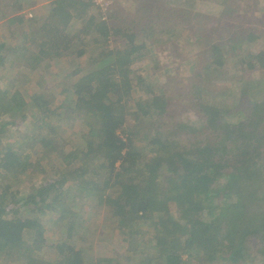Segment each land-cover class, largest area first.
<instances>
[{
    "label": "trees",
    "instance_id": "trees-1",
    "mask_svg": "<svg viewBox=\"0 0 264 264\" xmlns=\"http://www.w3.org/2000/svg\"><path fill=\"white\" fill-rule=\"evenodd\" d=\"M30 1L0 0V18L7 5L16 10L4 21L8 34L21 24L25 28L18 42L0 38V65L10 60L31 70L48 59L75 54L79 60L68 76L76 80L68 90L77 108L67 98L53 103L62 91H45L41 76L29 101L16 86L0 87V137L17 122L42 130L30 140L36 143L33 155H25L22 146L0 148V264L264 260V72L256 74L264 70V47L255 48L262 35L248 32L246 43H210L199 70L186 84L172 78L152 97L151 108L137 93L145 77L136 75L134 56L179 36L198 49L200 35H190L180 21L186 12L168 13L165 0H133L146 11L144 16L122 11L106 16L94 0H52L47 18L36 21L38 25L19 12ZM230 50L236 55L232 69L226 63ZM252 76L258 82L245 88ZM180 90L190 94L185 118L170 112ZM236 108L246 114L241 123L228 118ZM64 113L77 115L85 132L75 134L62 157L65 139L50 118L60 121ZM6 117L10 119L3 121ZM60 156L65 170L58 180L51 172ZM26 172L40 174L41 183L21 193L8 179ZM138 175L148 176L150 184L138 187ZM82 196L111 206L112 222L123 235L121 260L95 258L89 246L74 245L75 230L86 225ZM171 201L176 209L164 212L163 205ZM49 213H57L51 219L65 234L50 244L57 262L42 253L46 227L39 216Z\"/></svg>",
    "mask_w": 264,
    "mask_h": 264
},
{
    "label": "rangeland",
    "instance_id": "rangeland-1",
    "mask_svg": "<svg viewBox=\"0 0 264 264\" xmlns=\"http://www.w3.org/2000/svg\"><path fill=\"white\" fill-rule=\"evenodd\" d=\"M51 1L52 0H31L30 3H26L24 7L25 9L19 12L24 15V18L28 23L38 22L39 20V23H43L49 14ZM94 1L96 5H99H97L96 8H103L102 10L106 16L121 11L133 17H135L134 13H136V16L139 14L140 16H144L146 14V11L139 6L140 3L138 1ZM165 1L170 6V9L167 11L168 13H171L172 15H181L186 12L187 16L181 15L180 21L185 28H190V35H200L198 42L199 47L194 50V47L187 42L188 40H186V38L179 36L177 39L172 38L161 45L156 44L154 46H148L142 52H139L134 56L133 68L136 75H144L145 77L143 82L137 86V93L139 95H144L147 100L146 103L151 108L153 107L152 97L158 94V92L161 91V88L164 87L167 82H170L172 78H178L180 83L186 84V81H189L188 78L199 70V67L202 65L201 59L207 50V45L210 43L219 41L223 44L230 45L234 40L246 43L247 41H245V39L248 32H254L262 35L259 40L257 39L255 41V48L260 49L264 47V0ZM215 5L219 8L216 9ZM3 10L4 12L0 18V38L3 40L6 39L7 43L20 41V34L25 29L24 25L21 24L16 27L15 34L10 36L4 22L6 18L15 13L16 10L14 9V6L7 5ZM25 12H31L32 16H27ZM39 23L37 24L39 25ZM204 28L208 30L207 33H204ZM139 33L141 34L142 32ZM227 53H230V56L226 58L227 67L232 69L234 67L233 61H235L236 55L235 52H232L231 50ZM233 53L235 56H233ZM78 60L79 58L76 59V55L71 53L69 56H64L58 60L48 59L38 68L31 70H25L20 63L11 64V61L9 60L3 65H0V87L16 86L21 90L25 100L29 101L30 94L33 90H39L37 79L41 76L40 82L44 84L45 91L55 92L54 89L62 91L61 95L57 96L53 103L58 104L62 99L67 98L68 100L73 101L72 107L77 108V102L73 99L71 91L68 90L72 86L73 81L76 80V76L69 77L68 74L77 66L76 63ZM263 72L264 70H257V77ZM234 74L238 76L241 74V71L236 69ZM26 75L27 79H23ZM28 77L32 79L31 83L28 82ZM251 79V84L246 82L245 88L258 82V78H255V76H252ZM188 98H190V94H188L186 90H180L179 95L172 98L170 112L183 118L187 117V113L190 112V109L185 101ZM228 118L231 122L241 123L246 119V114L243 109L236 108ZM8 119L10 118L6 117L3 121H7ZM26 119V121L31 120V113L27 114ZM50 121L52 124L60 126L59 134L65 139L61 146V156L63 157L65 153L64 151L68 148V145L75 142V134H83L85 132L83 124L77 115H68L66 113H64L60 121H57L52 117L50 118ZM29 125V122H17L15 125L12 124L6 126L5 133L0 137V148L7 145L22 146L23 148L25 147V155L35 154L34 148L36 143L30 142V140L35 138L33 136L39 135V133L42 134V130L36 128L32 129ZM252 133L253 132L250 130L249 133H246V137H249ZM79 142L84 143V140L81 139ZM40 155L45 156L46 152L43 151ZM61 156L55 157L54 162L56 163L57 168L51 172V178L58 180L65 170V165L61 162ZM8 181L13 183L15 190H20L21 193H26L32 183L37 186L40 185L41 176L40 174H34L33 172H26L24 174L21 173L19 175L11 176ZM134 182L138 187L143 188L150 184V178L148 176L138 175L135 177ZM82 199L86 201L85 205H83L82 200L79 202L85 208V213L82 214L84 215L83 217L86 221V225L84 228L75 230L73 235L74 245H77L78 247L89 246L92 249L91 255L95 258L119 257L118 259L121 260L123 258L124 250L122 240L123 235L112 222L113 220L110 217V212L112 211L111 206H109L108 203H104L103 205L89 203V199H87L86 196H82ZM237 200L238 199L235 198L233 201ZM1 202L3 201H1L0 198V205L2 204ZM176 207V202L172 201L163 205L164 212L174 210ZM23 215L32 217L36 216L34 213L30 214L28 211H23ZM51 217L53 219L58 217L57 213H49L48 215L45 214L39 216L40 222L46 227L43 234L44 245L42 253L47 261L57 262L58 253L54 251L55 249L50 244L60 241L61 237L65 234L63 230L60 229L61 224L52 221ZM28 235L29 234H26L27 239H29ZM143 253L146 252L144 251ZM131 255L133 258L134 255ZM22 261L23 259L20 260V262ZM137 261L138 258L128 260L127 264H135ZM11 263L14 264V262ZM104 264H108V262L104 261ZM121 264H123V262ZM227 264H264V260H228Z\"/></svg>",
    "mask_w": 264,
    "mask_h": 264
},
{
    "label": "built area",
    "instance_id": "built-area-1",
    "mask_svg": "<svg viewBox=\"0 0 264 264\" xmlns=\"http://www.w3.org/2000/svg\"><path fill=\"white\" fill-rule=\"evenodd\" d=\"M26 13V12H25ZM27 14V16H32V13L31 12H28V13H26Z\"/></svg>",
    "mask_w": 264,
    "mask_h": 264
}]
</instances>
